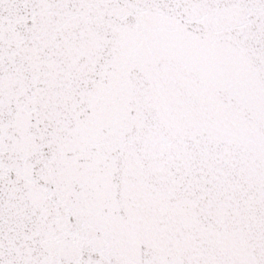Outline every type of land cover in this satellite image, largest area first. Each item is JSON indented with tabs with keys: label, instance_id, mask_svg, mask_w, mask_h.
Listing matches in <instances>:
<instances>
[{
	"label": "snow or ice",
	"instance_id": "6c2138e0",
	"mask_svg": "<svg viewBox=\"0 0 264 264\" xmlns=\"http://www.w3.org/2000/svg\"><path fill=\"white\" fill-rule=\"evenodd\" d=\"M0 264H264V0H0Z\"/></svg>",
	"mask_w": 264,
	"mask_h": 264
}]
</instances>
